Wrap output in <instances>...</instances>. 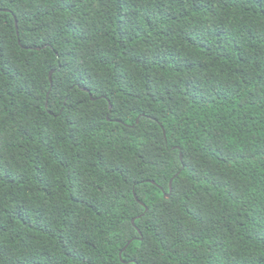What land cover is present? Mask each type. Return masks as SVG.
Here are the masks:
<instances>
[{
  "label": "trees",
  "instance_id": "1",
  "mask_svg": "<svg viewBox=\"0 0 264 264\" xmlns=\"http://www.w3.org/2000/svg\"><path fill=\"white\" fill-rule=\"evenodd\" d=\"M0 264H264V0H0Z\"/></svg>",
  "mask_w": 264,
  "mask_h": 264
},
{
  "label": "water",
  "instance_id": "2",
  "mask_svg": "<svg viewBox=\"0 0 264 264\" xmlns=\"http://www.w3.org/2000/svg\"><path fill=\"white\" fill-rule=\"evenodd\" d=\"M37 49H39V48H37ZM50 73H51V72H50ZM91 99L93 100L92 97H91ZM109 109H110V106H109ZM163 136L165 137V134H164V133H163ZM180 158H181V156H180ZM171 184H172V180H170V182H169V192H170V190H171ZM164 197L167 198L168 195H164ZM146 211H147V209L145 208V212H146ZM134 220H135V219H132V221H131L132 224H134ZM128 244H129V243H128ZM128 244H127V245H128ZM127 245H126V246H127Z\"/></svg>",
  "mask_w": 264,
  "mask_h": 264
}]
</instances>
